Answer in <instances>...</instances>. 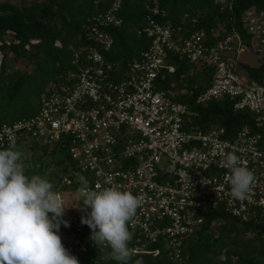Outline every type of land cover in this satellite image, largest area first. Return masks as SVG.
Listing matches in <instances>:
<instances>
[{"label":"built area","instance_id":"obj_1","mask_svg":"<svg viewBox=\"0 0 264 264\" xmlns=\"http://www.w3.org/2000/svg\"><path fill=\"white\" fill-rule=\"evenodd\" d=\"M146 1L150 14L138 34L151 44L128 65L121 81H115L119 71L103 55L114 46L111 28L123 24L119 13L124 0H112L107 11L93 15L84 26L88 43L75 57L78 60L86 53L88 65L77 75H69L67 83L51 86L36 115L0 130V148L26 144L28 158L33 155L30 145L53 147L67 139L76 168L61 173L54 187L68 207L63 219L70 226L61 225V241L79 264L101 261L91 256L99 245L90 239L92 230L81 223L87 211L77 193L80 184L71 175L74 171L81 173L89 187H115L139 198L128 225L133 259L159 256L160 247L165 246L171 260L183 263L185 240L217 208L243 222L264 216L261 136L250 127L232 139L225 138L221 128H194L190 108L157 85L169 54L198 68L207 66L214 71L212 84L198 96L197 104L230 97L236 100V111H250L255 126L264 127V86L239 70L243 53L264 58V8L244 12L247 40L234 31L218 41L219 30L184 35L167 20L161 0ZM230 153L238 155L254 176L242 200L230 196L229 170L224 166Z\"/></svg>","mask_w":264,"mask_h":264},{"label":"trees","instance_id":"obj_2","mask_svg":"<svg viewBox=\"0 0 264 264\" xmlns=\"http://www.w3.org/2000/svg\"><path fill=\"white\" fill-rule=\"evenodd\" d=\"M111 1L33 0L18 5L0 0V53L3 55L0 63V130L4 125L36 115L41 98L51 91L50 86L67 83L69 75H77L80 68L88 65L86 53H81L78 60L75 57L76 52L88 43L84 26L93 15L107 11ZM161 5L168 13L167 20L184 35L219 30L220 41L235 31L247 40L242 16L250 8H264V0H161ZM149 14L146 0H124L119 13L123 24L111 28L114 46L103 54L105 60L119 71L115 81H121L128 65L140 59L149 48L151 41L138 34L147 24ZM10 54L15 62L32 63L33 71L10 73L6 60ZM165 66L167 68L157 82L158 89L168 93L184 92L174 99L190 108L192 127L204 131L214 127L224 129L227 139L234 138L244 127H250L261 136L264 149V127L255 126V116L250 111H236V100L224 97L205 105L197 104L198 96L212 84L213 69L198 68L173 54L168 55ZM170 67L174 71H169ZM239 70L251 82L264 86V59L258 66L240 62ZM29 147L33 150L30 159L27 148L17 147L20 152L25 151L22 159L28 175L42 176L43 159L50 160L59 175L76 168L68 152L67 139L53 147ZM32 164L37 165L31 167ZM59 175L46 179L55 186ZM71 175L76 180L82 176L79 171ZM131 245L130 241L129 247ZM160 249L159 256L132 258V261L180 264L171 260L165 246ZM110 252L109 247L97 246L91 256L98 258L101 264H117ZM183 257L181 264H264V216L243 222L224 208L213 210L206 223L185 240Z\"/></svg>","mask_w":264,"mask_h":264},{"label":"clouds","instance_id":"obj_3","mask_svg":"<svg viewBox=\"0 0 264 264\" xmlns=\"http://www.w3.org/2000/svg\"><path fill=\"white\" fill-rule=\"evenodd\" d=\"M224 166L229 170L231 198L244 199L254 181L252 172L234 153L226 156ZM77 180V193L87 211L81 223L92 230L91 241L109 247L117 264H141L132 261L128 227L139 198L115 187H89L83 176ZM67 208L52 182L26 174L22 153L14 144L0 148V264H79L59 234L61 225L70 226L63 219Z\"/></svg>","mask_w":264,"mask_h":264},{"label":"rangeland","instance_id":"obj_4","mask_svg":"<svg viewBox=\"0 0 264 264\" xmlns=\"http://www.w3.org/2000/svg\"><path fill=\"white\" fill-rule=\"evenodd\" d=\"M2 1H6V0H2ZM11 3H13V4H18V5H21V4H23V3H30V2H32L33 0H9ZM264 58L263 57H261V56H258V55H255V54H253V53H249V52H247V53H243V54H241L240 55V57H239V60H240V62H244V63H248V64H250V65H252V66H258V65H260V63L262 62V60H263ZM3 60V55H1V53H0V63H1V61ZM7 64H8V67H9V72L10 73H12V74H14V73H17V72H28V73H30V72H32L33 71V69H34V66H33V64L32 63H30V62H25V61H23V60H20L19 62H15L14 61V58H13V56H12V54H10L8 57H7ZM242 74H243V72H242ZM51 87V86H50ZM176 97L177 96H179V95H181V94H183L184 92L183 91H175V92H172ZM26 144H25V146L23 147V149L25 150L26 149ZM23 150V153H22V151H21V153H22V157H23V155H24V153H25V151ZM27 157V156H26ZM29 157V156H28ZM27 157V158H28ZM28 159H30V158H28ZM25 160L24 159H22V162H23V164L25 165V162H24ZM41 163H43V171H42V176L44 177V178H55V176H58L59 175V171L58 170H54L53 168H52V164H51V161L50 160H42L41 161ZM37 165V164H36ZM36 165H34V164H32L31 165V167H33V166H35L36 167ZM42 165V164H41ZM58 174V175H57ZM76 199H78V198H76Z\"/></svg>","mask_w":264,"mask_h":264}]
</instances>
